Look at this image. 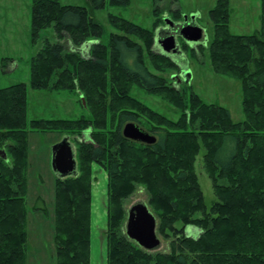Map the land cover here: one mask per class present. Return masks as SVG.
Returning a JSON list of instances; mask_svg holds the SVG:
<instances>
[{"label":"trees","instance_id":"16d2710c","mask_svg":"<svg viewBox=\"0 0 264 264\" xmlns=\"http://www.w3.org/2000/svg\"><path fill=\"white\" fill-rule=\"evenodd\" d=\"M165 1L153 0L159 6ZM109 3L129 6L130 0ZM106 4L91 0L88 8L32 0L33 44L50 27L75 49L94 43L82 55L45 39L30 60V88L76 95L91 117L29 122L27 85L0 89V149L7 153V159L0 157V264H27L28 138L55 132L68 138L88 134L78 143L77 175L55 180L57 264H91L94 164L108 178L107 264H264V0L255 33L232 34L229 0H218L209 13L212 39L194 49L182 44L181 51L191 57L208 52L216 74L240 82L245 119L237 123L228 109L152 72L147 58L154 71L179 70L171 57L153 50L154 31L111 15L112 26L122 34H111L108 44L100 42L104 29L93 14ZM159 11L155 6V14ZM173 15L183 21L180 11ZM135 85L178 109V120L133 97ZM127 123L156 142L126 139ZM202 149L217 197L210 209L195 170ZM138 186L149 195L147 206L168 252L145 250L126 235L124 202ZM37 201L33 211L48 216L43 200ZM192 228L200 231L198 237L187 236Z\"/></svg>","mask_w":264,"mask_h":264},{"label":"rangeland","instance_id":"374dc122","mask_svg":"<svg viewBox=\"0 0 264 264\" xmlns=\"http://www.w3.org/2000/svg\"><path fill=\"white\" fill-rule=\"evenodd\" d=\"M62 5L92 7L91 0H59ZM218 0H166L154 4L153 0H130L129 6H111L107 0L104 9L94 11V19L104 29L100 39L103 44H108L111 34H122L110 22V16H116L135 23L145 29L152 30L156 35L166 26V20L174 23H195L202 31L201 44H207L213 37V24L209 13L215 8ZM31 6L32 0H0V89L17 84H26L27 94V120H76L91 115L80 103L79 97L66 92L56 93L49 91H36L30 88V60L40 50L45 39L52 43H61L75 51L66 38L59 39L52 27L43 30L37 44L31 39ZM155 6L160 11L155 14ZM230 31L235 35L248 36L261 27V0H229ZM180 11L183 17L175 20L174 11ZM160 21L158 28L153 25ZM177 36V43L183 48L184 41ZM179 38V40H178ZM94 42H88L79 48L82 55L87 54L89 47ZM191 49L196 48V42L187 43ZM155 53L168 54L161 49L156 41L153 49ZM78 51V50H77ZM186 54V55H185ZM182 53L184 59L173 62L179 70H168L165 73L154 71L149 59L147 64L153 73L163 76L168 80L180 76L182 70L190 75L189 83L181 78V83L173 79L177 89H187L199 95L205 102L228 109L234 122L245 119L243 113V93L238 80L218 75L213 71L209 53L191 57L187 52ZM131 95L138 101L148 106L172 121H177L180 115L178 109L162 99L144 92L135 85ZM76 138L69 135L70 144L74 150L77 161L78 143L87 140L88 134ZM66 135L55 133H30L28 138V194L27 205V264H57V253L54 243L55 217V180L56 175L52 170V147L65 138ZM205 150L199 153L195 170L205 197L207 209H210L217 197L212 181L206 173L204 163ZM78 168V167H77ZM93 168V213L91 225V264H107V174L98 165ZM38 199L43 200L48 207L49 215L35 213L33 207L38 204ZM149 195L142 186L124 202V209L129 210L135 204H148ZM41 205V204H40ZM202 217L201 213L196 215ZM180 227V224H178ZM200 231L192 228L189 234L198 237ZM159 246L153 252H168V242L161 236Z\"/></svg>","mask_w":264,"mask_h":264},{"label":"water","instance_id":"95a60500","mask_svg":"<svg viewBox=\"0 0 264 264\" xmlns=\"http://www.w3.org/2000/svg\"><path fill=\"white\" fill-rule=\"evenodd\" d=\"M165 23L166 26L156 35L159 47L165 52L171 51L173 54L176 52L183 53L177 43L176 36H180L188 43L197 42L202 38V31L195 23H174L168 19ZM77 50L79 52V49H75V51ZM174 77H176L178 83H181L180 77L187 83L190 81V75L187 71H182L180 76L176 75ZM81 100L85 106L83 96H81ZM122 132L126 139L135 142L148 145L156 142L154 136L142 131L134 123H127ZM0 157L7 159V153L0 149ZM51 166L58 178L64 179L77 175V161L68 137L63 138L61 142L52 147ZM127 213L126 235L128 238L145 250L152 251L156 249L160 244V240L156 230V219L148 206L142 203L135 204L130 207ZM187 232V236L190 237L189 232L191 230H187Z\"/></svg>","mask_w":264,"mask_h":264},{"label":"flooded vegetation","instance_id":"af4514ba","mask_svg":"<svg viewBox=\"0 0 264 264\" xmlns=\"http://www.w3.org/2000/svg\"><path fill=\"white\" fill-rule=\"evenodd\" d=\"M176 37H177V36H176ZM179 38H181V37H179ZM179 38H178V40H179ZM181 40L184 41V43H186V44L188 43V42H186L183 38H181ZM202 41H203V40H199V41L196 42V43H197V44H196V45H197L196 48H197L199 45H202V44H201ZM178 45H179V43H178ZM187 45H188V44H187ZM179 47H180V50H181V46H179ZM165 55H167V56L173 58L175 61H177V60H178V61H180V60L182 61V60L184 59V56L182 55L181 52H176V53L173 54V53L170 51V52H168V54H165ZM176 57H177V58L180 57L181 59L179 60V59H177ZM182 71H186V70H182Z\"/></svg>","mask_w":264,"mask_h":264}]
</instances>
